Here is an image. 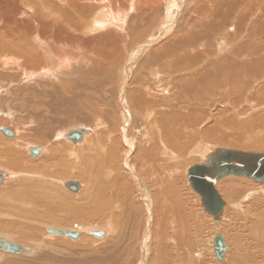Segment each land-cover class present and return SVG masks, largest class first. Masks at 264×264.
<instances>
[{
    "label": "bare ground",
    "instance_id": "6f19581e",
    "mask_svg": "<svg viewBox=\"0 0 264 264\" xmlns=\"http://www.w3.org/2000/svg\"><path fill=\"white\" fill-rule=\"evenodd\" d=\"M258 109L264 0H0V238L22 252L0 250V264H44L50 240L84 246L91 264L221 263L217 234L224 262L264 264V183L228 176L241 179L225 198L218 181L216 219L187 167L223 148L212 141L264 150V136L241 133L264 121ZM240 204L249 224L234 228L229 256ZM97 244H109L99 257ZM69 256L55 259L88 258Z\"/></svg>",
    "mask_w": 264,
    "mask_h": 264
},
{
    "label": "water",
    "instance_id": "95a60500",
    "mask_svg": "<svg viewBox=\"0 0 264 264\" xmlns=\"http://www.w3.org/2000/svg\"><path fill=\"white\" fill-rule=\"evenodd\" d=\"M82 136V132H76L70 133L68 138L73 142H77L82 139ZM31 152L34 151L31 150ZM228 176L247 177L264 183V154L218 148L209 156L207 162L196 164L190 169L192 188L201 196L205 211L216 219L221 218L225 205L216 189V184ZM70 186L75 189L78 188L73 182H70ZM56 233L69 236L72 239L79 237L77 232L57 231ZM92 235L98 238L103 237V232H93ZM214 249L218 259L223 262L227 250L223 235H216ZM0 250L14 255L22 253L16 245L3 238H0Z\"/></svg>",
    "mask_w": 264,
    "mask_h": 264
},
{
    "label": "rangeland",
    "instance_id": "374dc122",
    "mask_svg": "<svg viewBox=\"0 0 264 264\" xmlns=\"http://www.w3.org/2000/svg\"><path fill=\"white\" fill-rule=\"evenodd\" d=\"M259 111H257L256 110V113H258L259 114V116H262V115H264V112H261L260 111V109H258ZM72 124V123H71ZM70 123H69V125H71ZM83 124L85 125V124H89V123H85V122H83ZM68 124H66V125H63V127H60V129L62 128H68V127H70ZM257 125H259V126H257ZM248 129V130H245V131H243L244 129ZM254 128V129H253ZM258 129V130H257ZM252 130V131H251ZM262 130V131H261ZM262 132V133H261ZM241 133H244V135L246 136L247 135V137L250 139L251 137L252 138H263V134H264V121L263 122H260V123H258V122H255L254 123V125L252 124V125H246L245 127H243V129L241 130ZM252 135V136H251ZM250 136V137H249ZM226 143V144H225ZM240 146H239V145ZM208 145L211 147V149H213V148H215V147H217V146H220V147H223V148H227V149H235V150H241V151H248V152H250V150L252 151V152H264V150H261V149H257V148H254V146L253 147H249V143L248 142H243V143H235V142H232V144H231V142H222V144H221V142L220 141H212L211 143H209L208 142ZM248 145V146H247ZM213 147V148H212ZM255 149V150H254ZM188 159H190V160H187V164H185L184 165V167L187 165V167H190V166H193V165H196V164H201V163H204V162H206V159H204V158H200V157H198V156H194L192 159L189 157ZM200 159V160H199ZM239 179H241V178H238V177H236V178H233V179H231V178H225V179H223V180H221L219 183H218V185H217V189L220 191V193L222 194V196L223 197H225V198H227V194L228 193H230L232 190H233V188H234V185H231L232 183L230 182V181H235V180H237V181H235V184L236 185H238L239 186V184L237 183L238 181H239ZM247 179V178H246ZM76 180H79V179H76ZM244 181H246V180H244ZM250 181H253L254 183H256V185L257 184H260V183H258V182H256V181H254V180H251V179H249L248 180V182L250 183ZM251 184H253V183H251ZM230 186V187H229ZM229 188H231L230 190H229ZM67 189V188H66ZM228 189V190H227ZM191 191V190H190ZM192 192V191H191ZM72 194V193H71ZM192 194V193H191ZM192 195H195V196H192ZM191 196H190V201L188 202V203H190V205L193 207V209L194 210H196L195 212L197 213V215H198V210L200 209V207H201V204H200V197H199V195L197 194V193H193ZM188 197V196H187ZM187 197H185L186 198V200L188 201L189 200V197L187 198ZM197 198V199H194V198ZM61 198V197H60ZM62 199V198H61ZM195 200H196V202H195ZM63 202L65 203V201L63 200ZM64 205H66V203L64 204ZM194 205H197V206H194ZM68 206V205H67ZM66 207V206H65ZM199 208V209H197V208ZM64 208V207H63ZM202 208V207H201ZM241 208H242V205L240 204V206H239V208L238 207H236V208H233V211H231L230 212V216H229V220H227V224H225V229L226 230H224L225 231V234L227 233V235L229 236V239L232 241V243H231V245H230V251H229V256H230V253H232L233 251H235V246H234V235L236 234L234 231V228H237L238 230H242L246 225H248L249 223L247 222V219H246V216H243V215H245L244 214V211H242L241 210ZM235 209V210H234ZM238 209V210H237ZM238 212H237V211ZM200 212H199V215H200V218H202L205 222L206 221H210L209 219H210V216L203 210V212H201V210H199ZM60 213H62V214H64L63 216L65 217L66 216V213L64 212V211H62V210H60L59 211ZM204 213H206V214H204ZM238 213V214H237ZM240 215V216H239ZM206 216V217H205ZM97 216H95V218H96ZM62 218V217H61ZM248 218V217H247ZM97 220H96V222L94 221V222H92V224L91 225H94V226H99V225H97L98 223H101L99 220L100 219H98V218H96ZM63 220H65V218L63 219ZM62 220V221H63ZM70 219H68V223H63L62 225H64V224H66V226H67V228H70V227H73V224L74 223H71V221H69ZM238 220H240V222L238 221ZM2 221V220H1ZM97 221H98V223H97ZM207 223V222H206ZM229 223H231V224H229ZM230 225V226H229ZM209 230H204L203 232H204V234H203V238L204 237H206L207 239H210V238H212L213 239V237H214V234H213V236H212V234L210 233V232H208ZM246 234V233H245ZM232 235V236H231ZM209 238H208V237ZM95 237V236H94ZM111 237H113V235L112 236H110L109 238H111ZM96 238H98V237H96ZM102 237H99V239H101ZM108 238V239H109ZM205 238V239H206ZM18 240V243L19 242H21L20 241V239L18 238L17 239ZM77 240H73V242H76ZM22 243V242H21ZM50 244H52L53 246H54V250H53V253H51V255H49L48 254V256H47V258H46V260H45V262H47V263H45V262H43L44 264H64L63 262H60L58 259H55L56 258V256L57 257H60L59 255H61V257H66L68 254H70L71 253V256H69V257H76V258H81V257H83L84 255L85 256H88V258H85V259H83L82 261H81V263H79V264H85V262H86V264H91V263H89V260H91V256L93 255H91V253H89L88 254V251H85L86 249L84 248V246H82V245H77V244H75L74 246H71L70 244H66V243H64V242H61L60 240H50V242H49ZM71 243V242H70ZM66 244V245H65ZM101 245V246H100ZM211 246H212V243L210 244ZM68 246V247H67ZM106 246H109V244H97V246H95V248H94V246H92L93 247V249H96L95 251H97V252H99V254L98 255H94V256H97V257H99L100 256V253L102 252V251H105V248H106ZM234 246V247H233ZM56 249H58V250H56ZM61 249V250H60ZM63 249V250H62ZM60 251H62V252H60ZM68 252V253H67ZM210 252V251H209ZM56 253H58V254H56ZM73 253V254H72ZM76 255H75V254ZM5 254H6V252H5ZM7 254H9V253H7ZM54 254V255H53ZM79 254H82V256H80ZM9 255H11V254H9ZM63 255V256H62ZM79 255V256H78ZM42 257V256H41ZM60 257V258H61ZM7 258H9V257H7ZM90 258V259H89ZM43 259V258H42ZM4 261H6L7 259L6 258H4L3 259ZM44 260V259H43ZM51 261V262H49V261ZM53 261H54V263H53ZM129 261V260H128ZM127 261V262H128ZM132 261V259H130V262ZM208 261H210V262H208ZM208 261H205V263L204 264H227L228 263V261L230 262V263H232V256H230V258H227V261L226 262H224V263H219L218 261H217V259L216 260H212L211 258H210V260H208ZM3 262V261H2ZM29 262V263H28ZM32 262H33V259L32 258H30L29 260H28V258L26 257V258H22L21 260H19V263L18 264H32ZM70 264H72V263H70ZM181 264H185L184 262H181ZM233 264V263H232Z\"/></svg>",
    "mask_w": 264,
    "mask_h": 264
}]
</instances>
